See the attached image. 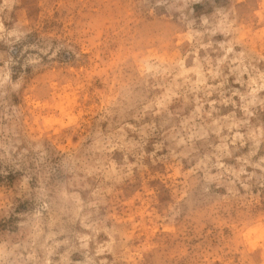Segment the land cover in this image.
Masks as SVG:
<instances>
[{
    "label": "rangeland",
    "instance_id": "1",
    "mask_svg": "<svg viewBox=\"0 0 264 264\" xmlns=\"http://www.w3.org/2000/svg\"><path fill=\"white\" fill-rule=\"evenodd\" d=\"M0 25V264H264V0H0ZM225 142L246 174L209 183Z\"/></svg>",
    "mask_w": 264,
    "mask_h": 264
},
{
    "label": "clouds",
    "instance_id": "2",
    "mask_svg": "<svg viewBox=\"0 0 264 264\" xmlns=\"http://www.w3.org/2000/svg\"><path fill=\"white\" fill-rule=\"evenodd\" d=\"M5 4L7 5V0H5ZM0 27H2V25H0ZM229 52L232 51L231 48L228 49ZM187 59V57H185L184 59H179L177 61H175V65L174 67H178L179 71L176 73L175 78L177 80L184 78L185 83H191L193 85L192 90L193 91H199L200 87L203 85L207 84V80L204 76V72H203V68L199 63V60L197 59L195 61V66L188 68L185 66V60ZM222 62V61H221ZM170 71V69L165 68L163 69V73H168ZM248 69L245 68L244 72H247ZM148 73H161L159 66H153L147 63H144L142 68H140V74L141 75H145ZM195 75L196 79L193 81L191 80V76ZM257 79L260 81V83H257ZM249 87L251 88V91L249 93L250 96L255 97V95L261 91L264 90V73H259L258 78L257 77H251L250 78V83H249ZM209 95H211V93H208ZM177 95L176 92L172 91L171 88H169L168 92L165 94V96L157 102V107L158 108H163L165 107L164 101L168 100L170 101L172 96ZM243 99V97H242ZM255 99L250 100L248 102L249 105H254L255 104ZM215 103V102H213ZM225 103H227V101H225ZM200 111V108H197V112ZM244 111L246 113H248L249 115H252L251 112H249V108L248 105L245 106ZM209 115H211V113H209ZM225 120H229L230 118L225 117ZM214 123L219 124V121H214ZM228 127L229 131L232 130V128H236L239 127L238 123L232 122V123H228L226 125H222L221 127ZM264 138V130H260L258 132H253L250 133L249 135V139H252L254 141V146L256 149H258L259 144L261 142V139ZM225 140H227V138H225ZM237 140H244L243 135H241L239 132H237L235 134V137L232 139V143L235 144ZM181 144L184 143L183 140H181L180 142ZM256 152L255 150L252 151L250 153V156L255 155ZM224 156H231V152L229 151V146L228 144L222 143L217 147V154H216V163L212 164L211 167L209 166L210 161H211V157H206L204 160H201L197 165L196 168L193 169V171H196L198 169L203 168L205 170V179L211 183L212 181H221L222 178L228 174L231 176L235 177L234 181H231V183L235 184L236 181H240V177L244 174H246V167L241 166L238 170L235 168H231V167H226L224 163H222L223 157ZM242 161L243 165H251L254 168H258L261 169L262 172H264V157H261L260 162L252 164L250 158L248 157H242L240 158ZM217 168V169H223L222 172H218L215 175H213L211 173V168ZM255 173H252L249 175V179L252 178V176H254ZM101 251H103V249H101ZM5 255V253L3 252L2 249H0V256Z\"/></svg>",
    "mask_w": 264,
    "mask_h": 264
}]
</instances>
